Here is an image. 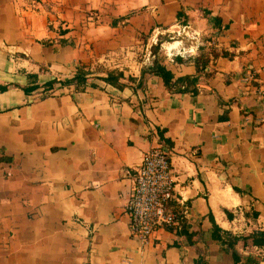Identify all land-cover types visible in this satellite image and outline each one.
<instances>
[{
  "label": "crops",
  "instance_id": "0c3cea01",
  "mask_svg": "<svg viewBox=\"0 0 264 264\" xmlns=\"http://www.w3.org/2000/svg\"><path fill=\"white\" fill-rule=\"evenodd\" d=\"M164 37L175 79L209 55L199 94L143 76L155 56L139 50ZM79 67L84 87L45 89ZM113 69L136 82L101 79ZM155 147L192 238L131 232L124 170ZM210 215L234 235L264 231V0H0V264H236ZM235 250L264 264V247Z\"/></svg>",
  "mask_w": 264,
  "mask_h": 264
},
{
  "label": "built area",
  "instance_id": "2783aa9c",
  "mask_svg": "<svg viewBox=\"0 0 264 264\" xmlns=\"http://www.w3.org/2000/svg\"><path fill=\"white\" fill-rule=\"evenodd\" d=\"M254 76L255 72L249 70L244 81L250 82ZM124 173L132 180L125 209L134 237L147 243L161 228L181 225L185 214L176 201L175 178L166 149L152 148L139 166L126 168Z\"/></svg>",
  "mask_w": 264,
  "mask_h": 264
},
{
  "label": "trees",
  "instance_id": "16d2710c",
  "mask_svg": "<svg viewBox=\"0 0 264 264\" xmlns=\"http://www.w3.org/2000/svg\"><path fill=\"white\" fill-rule=\"evenodd\" d=\"M180 15V14H179ZM212 20V19H211ZM213 21L217 23H221V19L219 17L213 18ZM165 40H169L168 37L159 38L157 44L152 46V53L155 56V61L153 65H151L148 70H143V76L148 74H154L156 76H160L165 83V86L174 93H191L192 95L199 94V87H200V77L202 74L205 76H210L211 74L208 73L207 66L210 62V57L207 53L202 51L198 57L195 58V64L197 67V75L195 76H183L178 77L175 79L174 74L166 67L164 60L165 57L160 53L161 43ZM181 60V58H180ZM91 72L84 69V67H79L77 70L76 75L74 78L69 79L67 81H58V80H51L47 82L44 86L45 89H51L55 87L57 82H61L64 84H76L77 87H84V85L88 82L89 74ZM107 75L101 77V79L105 80L107 83L117 87V88H124L125 86L132 87V83L136 82V78L130 76L128 81H124V73L118 69L110 70L106 73ZM138 86H142V82L138 83ZM38 86H32L27 91L31 92L35 90ZM163 138V137H162ZM213 221V233L212 238L218 241L223 242L229 250L232 251V255L236 264L241 263V256L235 250L236 245L244 244V245H252L259 248L264 247V231L263 230H256L248 235H234L223 230L221 227L217 225L212 215H210ZM180 233L185 234L188 238H192L193 234L189 233V226L186 224L185 221L181 223ZM172 229V227H168ZM192 241V240H191ZM248 264H259L260 259L248 257L246 259Z\"/></svg>",
  "mask_w": 264,
  "mask_h": 264
},
{
  "label": "rangeland",
  "instance_id": "374dc122",
  "mask_svg": "<svg viewBox=\"0 0 264 264\" xmlns=\"http://www.w3.org/2000/svg\"><path fill=\"white\" fill-rule=\"evenodd\" d=\"M182 34L181 35H185L184 34V32H183V30H182V32H181ZM178 35V34H177ZM169 39V38H168ZM170 40V39H169ZM158 43V42H157ZM157 43H155V44H157ZM154 44V45H155ZM171 44H174V43H171ZM147 47H142L141 48V50H139V54H142V56L143 55H145V58H150L152 55H153V53H152V50H151V47H149L148 49H146ZM138 58H140V55L138 56ZM102 70V69H101ZM100 71V68L97 66L96 67V69H95V72H99Z\"/></svg>",
  "mask_w": 264,
  "mask_h": 264
}]
</instances>
